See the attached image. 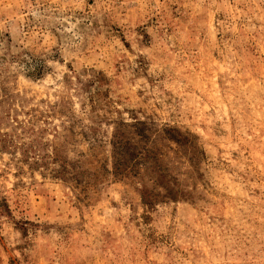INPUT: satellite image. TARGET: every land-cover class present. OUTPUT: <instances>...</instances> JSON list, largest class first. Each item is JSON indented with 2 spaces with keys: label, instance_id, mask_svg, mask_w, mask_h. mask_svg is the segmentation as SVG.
<instances>
[{
  "label": "rangeland",
  "instance_id": "1",
  "mask_svg": "<svg viewBox=\"0 0 264 264\" xmlns=\"http://www.w3.org/2000/svg\"><path fill=\"white\" fill-rule=\"evenodd\" d=\"M0 264H264V0H0Z\"/></svg>",
  "mask_w": 264,
  "mask_h": 264
},
{
  "label": "trees",
  "instance_id": "2",
  "mask_svg": "<svg viewBox=\"0 0 264 264\" xmlns=\"http://www.w3.org/2000/svg\"><path fill=\"white\" fill-rule=\"evenodd\" d=\"M120 134H121V131L119 129L115 134V137H118V138H116V142L114 143L115 150L120 152V154L118 155L119 159H117L118 162L116 161L115 166H114L117 175H122L123 173H125L127 168L131 167L130 166L131 163L134 160L139 159L141 157L140 155L142 154L140 152L137 153L135 151L131 152L128 146V142H124V139H121L124 136L123 135L120 137L118 136ZM139 136L142 137L143 139H147V136L142 130L139 131ZM174 140H176L178 143L181 142V140L177 138H174ZM117 153L118 152H116V154Z\"/></svg>",
  "mask_w": 264,
  "mask_h": 264
}]
</instances>
